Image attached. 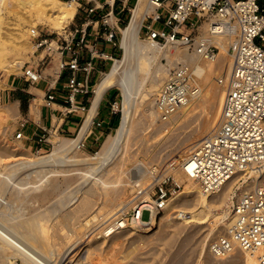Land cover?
<instances>
[{"label":"rangeland","instance_id":"rangeland-1","mask_svg":"<svg viewBox=\"0 0 264 264\" xmlns=\"http://www.w3.org/2000/svg\"><path fill=\"white\" fill-rule=\"evenodd\" d=\"M134 3L135 0L132 3L131 7L134 5ZM9 16H11V18H9L11 20L8 21L10 23L8 28L11 31H13V33H16L17 31H19V29H23V30L28 29V25L24 21H21L19 23L17 22L18 25L13 26L12 24L16 22L15 20H13L14 15H9ZM78 23L79 21L76 17L72 22V25H77ZM145 23L146 20H144V24ZM123 25L125 26L126 24ZM154 27L160 28L161 23H156ZM199 31H204V29L200 28L199 26ZM56 32L58 33V31L50 30L47 26L39 25L38 33L36 35L34 36L30 34L26 35L27 39L31 42V44L35 46L34 55L32 56L23 55V58L25 57L24 62L20 67V69L15 72L6 74V72L0 68V80L3 79L4 82L5 78L20 74L23 66L25 68L26 66L32 67V65L36 66L38 64V68L43 69L47 66L50 58L52 59V63L58 61L60 52L54 41H52L51 44H47L43 47H40L39 49H37V43H36V38L38 37L39 33L41 39L43 38L51 39L54 38V34ZM144 32H145L144 30L139 31L141 42H145V40L147 39ZM119 39H120V34L118 35V40H117L118 43H119ZM158 44L161 46L160 49L158 50L159 52L156 51L152 54H146L145 56L147 57L145 58L142 51H139L132 56L133 59L131 58L130 62L133 67H137L139 60L142 61V59H145L147 61L149 59L147 61L148 65L145 66L146 69L148 68L147 70L148 75L145 74L144 71H140L136 69L135 76L137 78V82H141L142 78L143 79L145 78V80H143L145 84L143 83L141 84L142 88H140V94L137 93L135 97L136 105L132 117L131 131L129 133V136L127 137L128 140H126L127 145L125 143V145L123 146L124 150L121 147L118 153L111 159V161H109L107 167H105L106 169L115 168L114 170H112L113 171L112 173L111 172L107 173L106 171L104 172L102 170H101L102 172L99 171L100 174L98 173L100 177L103 173H105L104 175H102L103 177L102 180L108 182V183L106 182V184H108L107 185L108 192L109 190L112 191V189L114 190V192L113 191L112 193L109 192L111 194V195L109 194L110 198L106 199L105 201L103 200L104 202L102 200H99L94 206H92L90 209L92 212L93 211L95 212L97 208L101 209L100 210L101 212L99 213H102L105 212V210L112 211L113 209H115V206L117 207L124 206L122 217L131 221L132 218L130 217L133 208L130 206L129 201L132 200L133 198H136L138 196L137 194L139 193V191H137L135 188L133 189V187H129L130 183L127 182L128 180L127 177H130L132 172H138V175H140V177L143 179L144 182L143 187H141L140 189L147 188L146 190H148L149 196L154 200L153 195L156 185L161 181H163L166 177H170V181H176V177L173 176L174 175L173 172H175V170L178 169L177 168L178 163L183 160L184 156L183 158L181 156L186 155L187 150L192 148L195 144L199 143L203 138L210 135L212 131L215 129L216 118L218 115L220 102L224 95L223 94L224 89L223 87H220V83L219 81H217L219 80L218 78H220L219 75L221 74L217 73L218 77H216L215 71L217 69L216 66L218 65H219L218 71L216 72H219V69L220 71H222V69L225 68V66L223 65H225L227 57L225 58V56L223 54H220L219 51L218 59L214 61L215 63L212 65L214 68L212 67V69L210 70V72L212 73L211 75L212 77L210 79L200 80V81L197 79V81H199L198 85L199 87H201L200 89L203 91L201 92V97H194L193 99L190 100L189 103H187L182 108H180L176 115L172 117H168L169 118L168 120H162L160 118L159 113L156 112L154 108L155 98L156 95H158V93L152 92L150 85L154 79L157 82L156 84L160 85L161 87L162 80L167 74L166 73L164 75L163 74L158 75L160 73L158 72L156 75L155 69L157 67L166 68L170 70L171 68L175 67L174 65L180 62L181 58H179V60H174V61L168 60V58L166 57L167 55L164 52L165 49L164 46L166 45V43L161 41ZM172 46L177 47L179 53H181L182 50H185V52H187L186 48L180 43L177 45L174 44L171 45L170 49H172ZM172 50L175 51L176 49H172ZM179 53L177 55H179L180 57V55L182 56L184 52L181 54ZM12 55L13 54L9 55L8 58L10 57L11 59L14 58ZM121 57H122V50H120L119 56L116 57L115 59L119 60ZM198 60L200 62H206L201 60L200 58ZM132 61L134 63H132ZM171 63L173 64L171 65ZM111 64L112 61H110L108 68L105 70V72L108 71ZM197 81L195 80V82ZM147 84L149 85L147 86ZM112 88L117 92V98L115 99V101L118 107L116 108L117 109L116 111L120 118L121 117V112L119 111V108L121 106L120 90L116 86ZM1 89L3 88H0V90ZM142 89L145 91L144 93H147V95L144 98L140 96L141 91H143ZM4 103L5 101L0 100V110H3L2 106L4 105ZM172 126L175 127L171 130H168ZM15 130H16L15 117L2 121L0 120V148H2L3 145L4 146L7 145V147L12 148L16 144H20L18 143L17 139L14 136ZM114 130L115 129H113L110 132H107L102 138H100V140H98L96 145L91 149L86 148L85 143H84V147L79 146V148L76 151L77 155L86 156V157L94 156L101 149V145L105 140V138L107 137V135L113 134ZM68 138H75V137H68ZM21 146L30 150V154H32L33 156L44 155L52 150V145L50 141H48L47 143H42L41 145L33 148H30L27 145H21ZM0 153H1L0 156L2 157L4 156L5 159L7 158L5 154H3V151H0ZM13 163L14 164L16 163V160L13 158H8L6 160H3V162L0 163V173L3 172L5 173L10 171L11 169H9L10 167L8 168V166L10 165L13 166L14 165ZM3 166L5 167L4 169ZM7 168L8 171H5V169ZM118 168L121 171L117 170ZM27 169L29 170L31 168L20 169L18 170L19 172L16 171V173L12 176L11 182L13 181L14 183H11V185H13V187L14 185H19V187H21L24 184L21 187L23 189L21 191L19 190V192L16 194L15 190L12 191L14 188L13 187L11 188V186H9L10 189L7 190L4 193L3 197H1L0 199L1 201L0 220H2L5 223L7 222L6 224L8 226L10 223L9 227L16 229L17 227H19L21 222H23V224L21 223L22 226L24 225L25 222H29L26 220H28L30 217H34L33 215L42 214L43 216L44 214L46 217L44 216L43 219L41 218V215L39 216L37 215L38 217L35 216L36 218L34 217V221H33V222H40L41 227L42 225L44 226L43 228L44 231L41 232L40 230L36 231L37 228L35 229V231H33L37 233L34 234V237L37 236L36 239H38L39 241L38 243L42 241L43 244V239L46 242L45 239L48 238L47 239L48 242L45 248L57 249L58 247L60 251L57 249L59 252L56 250L54 251V253L56 252L57 254L58 252L59 254H61L62 251L65 252L71 244L66 240L65 235L64 236L62 235V233L64 234V231L65 233L68 232L71 235H73L72 242L76 240L74 236L75 237L80 236L79 237L80 240L69 248V250L64 255V257L67 256V254H70L73 250L76 252V249H79L78 251L79 255L77 254L75 256L76 258L75 257L73 258L80 259L81 261L83 260L82 262L86 264L85 263L86 260L82 259V257L86 258L85 256L87 255L86 253L88 252L86 248L87 245L86 243H84V240H86L87 237H90L91 233L93 232V227L91 228L92 230L89 229L91 226L88 229L86 228L84 229L81 227L80 228L81 230H79V228L78 229L76 228L79 227V223L82 222V219L84 218L85 215L80 217L78 216L79 218L78 217L73 218L70 222L71 225L69 224L71 229L68 230H67L68 225H66L67 228L65 227L61 228L60 226L61 224H57L56 221L58 222V219L61 220L60 216H62L65 213L73 214L74 212L72 213L71 210L74 211L77 208L76 203L79 204V199L82 198V196L80 195H83V191L87 189L86 186L90 181V179H87L86 182L80 185V183L83 181V178H81V176L83 173L85 172L87 173L88 167L84 165L62 167L61 169H59L62 171H59V173L47 177L42 176L43 174H41L38 170H36L38 171L36 173L34 169H31V172L32 171L33 172L32 174H30L31 173L30 170L28 171ZM4 173L3 175H5L6 177L7 174ZM34 173H36L38 176H36V174ZM113 176L117 180L114 179ZM15 177L17 180L15 179ZM18 180L22 183V185L21 183H19ZM250 180L251 178L248 179L246 183H243V179H241V176H239L237 177V179L232 181L231 185L229 184L228 186H226V188L222 189L220 192L215 193L211 198L210 204L212 206H217V208L212 211L211 213L212 215L206 217L205 222L202 224H198L194 221H184L183 218L178 216V213L180 212L181 208L183 207L187 208V209L184 208L182 209L184 210V213L188 211V207L185 206L184 202L187 203L190 202V200L185 198L179 202L177 207L172 208L170 211H167L166 213H164L163 211L160 212L158 214L159 221L157 225L153 227V229L148 233L146 234L144 233L142 237L133 238L131 237L128 230L126 231L124 230L118 233L111 240L107 239V242L104 243V245L106 244L107 246L108 245L111 246L113 243H115L118 244V247H116L117 252L115 251V254L111 256V259H109L108 257L109 255L105 256L106 257L105 264H241L243 261V253L241 250L236 248L227 256L217 257L210 254V252L208 251L209 250L208 245L212 240L219 237L226 231V228L222 227L218 222H213V216L222 215L225 210L229 211L231 209L232 201L236 198V196L233 197L231 196V201L227 200V197L229 198V195L227 194L229 188L230 189L232 188L234 191H236V194L238 196V194H240L241 189H244L242 191H245L246 189H249L251 187L252 180L251 181ZM178 183L181 185L180 190H183L184 184L183 183L181 184L180 182ZM239 184H241L240 187L241 189L238 190ZM89 186L90 185H88V187ZM8 191L10 193L12 192L10 196H8L9 194ZM14 194H15L14 197H16L17 199L13 197ZM174 195H170L168 198L170 197L172 198V196ZM9 197L10 200H12V203L11 201L9 202L8 200ZM2 198H4L5 201L4 199L2 201ZM65 200L66 201L71 200V201L68 202V204H64L67 203L65 202ZM75 200L76 202H74ZM62 204H64V207H61L63 206ZM91 205H93V203ZM101 205L103 206V208ZM4 206H6V208ZM52 208L54 210H51ZM97 211L98 210H96V212ZM6 212L8 213L10 212L9 214L13 215L14 218L10 216L8 213L6 214ZM52 212L55 213H53L52 216H50ZM18 214L20 216L15 217ZM6 216H7L6 220H3L5 219ZM9 216L13 218V220H9L10 219ZM20 218H22V220H20ZM147 218H148V213L144 212L142 214V219L146 220ZM74 219L78 220L79 222ZM16 220H19V222H17L18 224L14 223V221ZM11 222H13L14 224L13 226H11L12 224ZM58 223H60V221ZM21 225L19 227V230H17L18 228L15 230L16 232L21 231L20 233H22L24 228L27 229V223H25L24 226L26 227L24 228L21 227ZM56 225L58 226V228L60 227L59 228L60 230L57 229L59 233H57ZM74 228H76L75 229L76 231L73 230ZM26 229L24 230L26 231ZM82 230H84L83 231L84 236H82L83 234L81 232ZM77 231L81 233L79 234ZM55 234L62 235L63 236L62 241H60V237L62 236L57 237L54 236ZM52 235L54 236V238L52 237ZM38 236L43 239L40 240ZM63 241H65V244L63 243ZM60 243H62V245L64 244L63 248H61ZM58 244L59 246H57ZM88 246H90V244H88ZM82 248L85 249L83 250ZM74 251L71 254H74ZM59 254H57L56 256L57 259L59 257ZM2 259L3 258L0 257V264L2 263ZM92 263L100 264L98 261L96 262V260L95 262L92 261ZM16 264H20V262L18 261Z\"/></svg>","mask_w":264,"mask_h":264},{"label":"built area","instance_id":"built-area-1","mask_svg":"<svg viewBox=\"0 0 264 264\" xmlns=\"http://www.w3.org/2000/svg\"><path fill=\"white\" fill-rule=\"evenodd\" d=\"M114 1L104 0L108 5ZM76 2L77 10L85 6L83 13L87 18L98 9L96 0ZM151 3L156 6L154 13L145 17L148 22L142 25L148 40L178 42L187 53L206 62L218 59L219 42L227 47L229 65L222 69L219 78L224 95L215 129L196 144L181 166L184 175L197 181L204 192H215L238 173L264 165V0H151ZM111 15L109 11L100 19L104 30L108 29L105 36L96 33L107 42L114 39ZM209 20L214 24L206 32L199 31V26ZM156 23H161V27L155 28ZM215 23L219 24V29ZM78 34L80 38L74 44ZM85 36L86 28H71L69 24L61 33L56 32L54 38L41 39L40 33L36 38L37 49L54 41L58 50L71 53L67 64H59L61 69L71 71L64 86L72 107L69 112L78 107L74 98L89 91L86 81L75 77L76 71L88 73L91 69L90 63L80 69L79 52L73 47L85 46ZM89 52L91 59L102 56L96 49L89 48ZM22 74L31 83L42 77V71L31 66H23ZM197 93L191 66L180 60L163 78L154 106L160 118L168 120ZM54 98L53 94H47L45 104L50 105ZM115 105H111L113 113L117 112ZM26 122V119L19 122L14 133L16 139H24L22 129ZM55 134L47 133L40 141L47 143ZM80 147H84V142ZM180 188L181 185L170 181V177L158 183L153 195L156 202L153 209L162 212L167 198ZM230 211L232 223L225 233L210 242V254L224 257L237 248L256 253L258 263L264 264V175L236 196ZM131 212L130 218L140 221L144 212L148 213L146 220L153 213L146 206L140 215L133 209Z\"/></svg>","mask_w":264,"mask_h":264},{"label":"bare ground","instance_id":"bare-ground-1","mask_svg":"<svg viewBox=\"0 0 264 264\" xmlns=\"http://www.w3.org/2000/svg\"><path fill=\"white\" fill-rule=\"evenodd\" d=\"M155 8H156V6L151 3V0H136L135 5L131 8V15H130L131 17L128 20V23L120 30L121 35H120L119 44H120V47L122 50V57L119 60L115 59L113 61V63L111 64V67L104 74L103 78L100 79V82L97 84V86L95 88L94 92L96 95V97H95L96 100H94V101H97V102L99 101L98 99H100L101 94L106 89L114 87V86L119 88L120 94H121V106L119 108V111L121 112V119H120V123L115 128L114 133L111 135H107V137L105 138V140L103 141V143L101 145V149L94 156H91V157H89V156L88 157L78 156L76 153L77 149L80 146V142H81L79 138L81 137V135L83 133L78 138H64L63 136L58 137L57 135H54V137L53 136L50 137L49 141L52 145V150L49 153L44 154V155H40V156H37V155L33 156L32 154H30V150L22 147L21 144H16L12 148L7 147V145L6 146L3 145L2 148H0V151H3V154H5V156L7 157L6 159L13 158L16 160V163L15 164L13 163L14 164L13 166L12 165L8 166V168L10 167L9 169H11L10 171H8V168L5 169V171H8L9 173L3 172L4 174H7L6 177H5V175H3V173H0V199H1V197H3L4 193L10 189L9 186H11V188L13 187V185H11V183H14L13 181L11 182L12 176L16 173V171H18L20 169L31 168V169H34L36 173L39 171L41 174H43L42 176L47 177V176L59 173V171H62V170H59L62 167L79 166V165H84V166L88 167L87 173L86 172L83 174L81 173L82 174L81 178H83V181L80 183V185L83 184L84 182H86L87 179H90V181L88 183V185H90V186L88 187V185H87L86 186L87 189L83 191V195H80V196H82V198L79 197L80 198L79 204L76 203L77 208L74 211L71 210L72 213L74 212L73 214L65 213L62 216H60L61 220L58 219V222L60 221V223H58L56 221L57 224H61L60 225L61 228H64V227L67 228L66 225H68V228H67V230H68V229H71L70 228V225H71L70 222L73 218H75V217L77 218L78 216L80 217V216L85 215L84 218L82 219V222L79 223V227H76V226L75 227L77 229L79 228V230H81L80 229L81 227L84 229L85 228L88 229L90 226L91 227L89 229L92 230L91 228L93 227V232L91 233L90 237H87L86 240H84V243H86L87 246H88V244H90V246H88V247L85 245L87 248V251H88V252L85 251V252H87L86 253L87 255L85 256L86 258L82 257V259L86 260L85 261L86 264H93L92 261L95 262V260H96V262L98 261L100 264H105V259H106L105 256L109 255L108 257H109V259H111V256L113 254H115V251L117 252L116 247H118V244L113 243L111 246H109V245L107 246L105 244L106 245V247H105L104 243L107 242V239L111 240L118 233H120L121 231H124V230L125 231L128 230L131 237H133V238L134 237H142L144 233L146 234L149 231H151L153 229V227H155L159 221L158 214L160 212H157L153 209L155 206V203H156L155 200H153L149 196L148 190H146L147 188L140 189L141 187H143L144 182H143V179L140 177V175H138V172H132L131 176L127 177L128 180L125 179V180H127V182L130 183L131 186L129 185V187H133V189L135 188L137 191H139V193L137 194L138 196L136 198H133L132 200H130L129 203L135 212L138 211L139 215H140V212H141V209L143 208V206H146L147 208L152 209L153 213H152L150 219L145 220V221L144 220L140 221V220L135 219V217H132L131 221H129L128 219L122 217L124 206H121V207L115 206V209H113L112 211L104 209L105 212H102V213H99V212H101L100 211L101 209H98V208L97 209L95 208L96 210H98L97 212H96V210H95V212L94 211L92 212L90 210L91 207L94 206L99 200L105 201L106 199L110 198L109 192H111V193H112V191L114 192L113 189H112V191L109 190V192H108V189H107L108 184H106L107 181L102 180L103 179L102 175H104L105 173H103L101 175V177H102L101 178L99 175L100 174L99 171L102 170L104 172L106 171L107 173L113 172L112 170H114L115 168L114 169H106L105 167H107L109 161H111V159L118 153V151H119V149H121V147L123 148V146L126 143V140H128L127 137L129 136V133L131 131L132 117H133V113H134V109H135V105H136L135 104V102H136L135 97H136L137 93L140 94V88H142L141 84L142 83L145 84L143 82V80H145V78L144 79L142 78L141 82H137V78L135 76L136 69H138L140 71H144L145 74L148 75V71H147L148 68L146 69L145 66L148 65L147 61L149 59L147 61L145 59H142V61H140L138 59L139 63L137 65V67H133L131 62H130L131 58L136 52H139V51H142V53L144 54V57L146 58L147 57V56H145L146 54H152V53L158 51L161 47L158 44V42H156V41L146 39L145 42H141V39L139 36V30H140V27L143 23L144 18L147 17L148 15L154 13ZM76 10H77L76 0H0V68L3 69L6 72V74H9V73H12V72L19 70L20 67L22 66L23 62H24L25 57L23 58V55L24 56L25 55L26 56L27 55L32 56V55H34V52H35V46H33L31 44V42L27 39L26 35H28V34H30L32 36L36 35L38 33V26L39 25L47 26L50 30L58 31V33H61V30H63L65 27H67V25L73 20L75 14H76ZM9 15H14L13 20H15L16 22H14L12 24L13 26H17L19 22L24 21L25 23H27L28 29H26V30L19 29V31H17L16 33H13V31H11L8 28V26L10 24L8 21L11 20V19H9V18H11V16H9ZM213 24H214L213 20H209L208 22H203L200 25V28L204 29V31L206 32L208 27L210 25H213ZM215 27L217 29L220 28L218 23H215ZM165 43H166V45L165 46L163 45L165 47L164 52L166 53V55H167L166 57L168 58V60L174 61V60H179V58H181L180 60L186 61L191 66V74L193 75V77L195 78L196 81H197V79L200 81V80H207V79H210L212 77L211 76L212 73L210 72V70L212 69V67H213L212 65L215 62H208V63L207 62H200L198 60L199 57H195L194 55L185 52V50H182L181 53H183V52L184 53L182 54V56L180 55V57H179V55H177L179 53L177 47L172 46V49H176L175 51L170 49L171 45H173V44L177 45L179 43L178 42L171 43L170 41H166ZM168 45H170V46H168ZM219 48H220V54H223L225 56V58L227 57L226 63L223 66H228L229 65V58H228V54H227V47L224 44L219 42ZM181 53H179V54H181ZM11 54H13L12 56L14 57L12 59H11V57L8 58L9 55H11ZM164 56H165V54H164ZM26 58H28V57H26ZM151 58H152V56H151ZM133 61H135V60H133ZM133 61H132V63H134ZM172 64L173 63H171V65ZM218 66H216L217 67L216 71H218ZM216 71H215V74H216V77H218L217 73L221 74L222 71H220V69H219V72H216ZM158 72H160L158 75H160V74L164 75L168 72V69L157 67L155 69V74L157 75ZM149 74H151V73H149ZM199 81L196 82V85L198 87V93H197L196 97H201V92H203L200 89L201 87H199V85H198ZM217 81H219V80H217ZM156 83L157 82L153 79L150 87L152 89V92L159 94L161 87H160V85H157ZM152 84H155V85H152ZM4 85L5 84L3 82V79L0 80V88H4ZM148 85L149 84H147V86ZM220 87H223V86L220 84ZM144 92H145L144 90L141 91L140 96L142 98H144L147 95V93H144ZM222 100H223V97H222L221 102H220L219 111H218V115L216 118V123L218 121ZM11 106H12V104H4L2 106L3 110H0V120L1 121L14 117V113L12 111ZM94 108L91 109V112H93ZM154 108H155V106H154ZM155 110H156V108H155ZM156 112H157V110H156ZM89 114H90V112H89ZM89 118H91V117H89ZM87 121L89 122V119ZM85 124H86V122H85ZM215 126H216V124H215ZM84 127H86V126L84 125ZM174 127L172 126L168 130L173 129ZM87 128H88V126H87ZM82 131H83V129H82ZM83 132H85V131H83ZM18 143H19V141H18ZM126 145H127V143H126ZM195 146H196V144L192 148L187 150L186 155L181 156L182 158L184 156V158L182 161H180L178 163V167H177L178 169H176L175 172H173V174H174L173 176L176 177V181L180 182L181 184L182 183L184 184V189L179 190L178 192L175 193V195L172 194L174 196H172V198L171 197L168 198L165 201V206H164L163 212L166 213L167 211H170L172 208L177 207L180 201L187 198L188 200H190V202H187V203L184 202V204H185V206L188 207V211L186 213H184V210H182L184 208L183 207V208H181L180 212L178 213V216L183 218L184 221H194L198 224H202L205 222L206 217L209 215H212L211 214L212 211L217 208V206H212L210 204L211 198L213 197V195L215 193L220 192L222 189L226 188V186H228L229 184L231 185L232 181L237 179V177H239V176H241V179H243V183H246L247 180L251 178V180H252L251 186L253 184L255 185L257 180L264 175V165L262 167H259V168H249L242 173H238L233 178V180L229 181L223 187L216 190L215 192H204V190H202L200 184L197 181H195L194 179H190L184 175V173L182 172V168H181L182 164L190 156V154L193 151ZM123 150H124V148H123ZM6 159L4 158V156L3 157L0 156V163ZM180 159H178V160H180ZM6 163H8V162H6ZM4 165H5V163H4ZM11 166H12V168H11ZM5 167H6V165H5ZM5 167L3 166V169ZM31 169H29L30 172H31ZM36 170H38V171H36ZM117 170L121 171L119 168ZM32 172L30 174H32ZM36 173H34V174H36ZM125 174H126V172H125ZM115 175H116V173H115ZM36 176H38V175L36 174ZM15 179H16V177H15ZM26 179H28V178H26ZM114 179H116V178L114 177ZM109 180H112V179H109ZM19 183H21V182L19 181ZM26 183H27V181H26ZM21 185H22V183H21ZM21 187H19V185H14V187H13L14 189L12 191L15 190V192L17 194L19 192V190L21 191L23 189ZM240 187H241V184H239L238 190L241 189ZM109 189H111V188H109ZM242 190H244V189L240 190V194H238V196L244 192ZM22 192H20V193H22ZM11 193L9 192L8 196H10ZM227 194L229 195V198L227 197V200H230V201H231V196L232 197L237 196L236 191H234L232 188L231 189L229 188ZM26 195H28V194H26ZM14 196H15V194L13 195V197ZM5 197H7V196H5ZM14 198H16V197H14ZM3 199L4 198H2V201H3ZM8 200H9V202L11 201V203H12V200H10V197ZM4 201H5V199H4ZM70 201L65 200V202H67V203H64V204H68V202H70ZM102 201H101V203H102ZM74 202H76V200ZM0 203H1V201H0ZM92 203H93V205H91ZM140 203H142V205H140ZM64 204H62L63 206H61V207H64ZM4 207L6 208V206H4ZM99 208H100V206H99ZM102 208H103V206H102ZM71 209H73V208H71ZM184 209H187V208L185 207ZM51 210H54V209L52 208ZM4 211H3V214H4ZM7 213L8 212H6V214ZM53 213H55V212H52L50 214V216H52ZM37 215L38 214H35L33 216L38 217L39 215H41L42 219L45 216L44 214H43V216H42V214H39L38 216ZM134 215H135V213H134ZM10 216L13 217V215H10ZM19 216L20 215L18 214L15 217H19ZM34 217H30L28 220H26V221H29V222H25V223H27V229L24 228V227H26V226H24L25 223L22 226L21 223L23 224V222L20 221L21 227L26 229V231L23 229L22 233H20L21 231L20 232L15 231L17 228H18L17 230H19L20 225H19V227L14 229V228L9 227L10 223L8 226L6 224L7 222L5 223L2 220H0V257L3 258L1 264H16L18 261L20 262V264H64L65 261H66L65 264H84L82 262L83 260L81 261L80 259H74L73 258L78 254L79 249H76V252L73 250L74 254H71L73 252L71 250L72 252L70 254H67V256L64 257V255L67 253L69 248L80 240V238H79L80 236H78V237L74 236V238H76V240L72 242L73 235H71L68 232L65 233V231H64V234L62 233V235L63 236L65 235L66 240L68 242H70L71 244L68 247V249L65 248V249H67L65 252L62 251V253L59 254L58 252L60 250L58 249V247H57V249L59 251L55 248H54L55 250L45 248V246L48 242L47 241L48 238L45 239L46 240V242H45L43 238H40L38 236V238H40V240L43 239V244H42V241H40L41 244L38 243L39 241H38V239H36L37 236L35 235L36 237H34V234H37V233L33 232V231H35L36 228L38 229V230L36 229V231H39V230H40V232L44 231L43 230L44 226L42 225V227H41L40 222H33ZM6 218H7V216L3 220H6ZM13 218L10 217L9 220H13ZM32 218H33V220H32ZM25 219H27V218H25ZM20 220H22V218H20ZM74 220H76V219H74ZM76 221H78V220H76ZM76 221H75V223H76ZM17 222H19V220L14 221V223L18 224ZM213 222H218L222 227L226 228V231H227L229 229L231 223H232L231 211L225 210L222 215L213 216ZM11 223H12L11 226H13L14 225L13 222H11ZM74 225H76V224H74ZM56 227H57L56 230L57 229L60 230L59 229L60 227L58 228L57 225H56ZM76 228H74L73 230H75ZM58 230H57V233H59ZM83 231L84 230H82L81 232L83 233ZM75 234H76V232H75ZM62 235H56L55 234L54 236L59 237ZM54 236L52 235L53 238H54ZM63 236L60 237V241H62ZM82 236H84V233L82 234ZM82 236H81V238H82ZM53 241H54V239H53ZM63 243L65 244V241H63ZM60 244H61L60 245L61 248H63L64 244L63 245H62V243H60ZM57 246H59V244ZM78 246H79V244H78ZM208 247H209V245H208ZM88 248H89V250H88ZM82 249L84 250L85 248H82ZM56 250L58 251L57 254H59L58 259L56 258V256H57L56 252L54 253V251H56ZM242 253H243V261L241 264H259L256 253H252L249 251H242ZM80 257H81V255H80ZM77 258H79V257H77Z\"/></svg>","mask_w":264,"mask_h":264},{"label":"crops","instance_id":"crops-1","mask_svg":"<svg viewBox=\"0 0 264 264\" xmlns=\"http://www.w3.org/2000/svg\"><path fill=\"white\" fill-rule=\"evenodd\" d=\"M133 2L134 0H115L108 5L104 0H96L98 9L90 17L87 18L83 13L85 8L83 6L82 9L76 11L73 20L69 23L71 28H86L85 46L76 47L73 45V47L79 52L77 61L80 69L87 66L88 63L91 64L88 73L83 70L75 72V77L78 80L86 81L89 91L74 98L78 107H74L71 112H69L72 109L68 101L69 93L64 87L71 71L59 67L60 63L67 64L71 59V53L63 49L64 44H62L63 50H59L58 61L52 63L50 58L47 66L43 69L38 68V64L32 65V67L42 71V77L38 82L31 83L23 76L22 70L20 74L4 79L5 87L0 90V100L5 101L4 104H12L11 108L16 124L15 131L18 129L21 119L27 120L22 129L24 139L22 141L17 139L21 145H27L30 148L37 147L42 144L40 138L46 136L47 133H56L55 135L58 137L63 136L64 138H78L83 133L79 139L81 143H85L86 148L91 149L107 132L118 126L121 117L119 118L117 112L111 111V105L116 103L117 92L112 87L108 88L101 94L97 102L94 101L96 100L94 91L106 73L105 70L110 61L113 63L115 58L119 56L121 47L117 42L118 35H121L120 30L124 27L123 24H127L131 17V8L135 5L134 3L131 7ZM109 11L112 13L113 42H107L96 35L98 32L105 36L108 31L101 26L100 19ZM76 17L79 23L72 25ZM142 25L140 30H144ZM79 38L80 34L76 36L74 44ZM89 48L96 49L98 54L102 56L97 55L91 59ZM47 94H53L55 97L50 105L45 104ZM117 107L116 104L115 108ZM92 108H94L93 112H91Z\"/></svg>","mask_w":264,"mask_h":264}]
</instances>
